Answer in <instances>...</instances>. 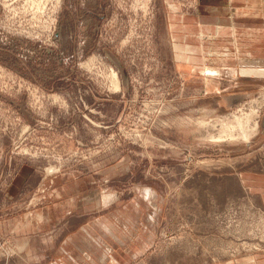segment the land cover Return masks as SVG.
Returning a JSON list of instances; mask_svg holds the SVG:
<instances>
[{
    "label": "rangeland",
    "instance_id": "1",
    "mask_svg": "<svg viewBox=\"0 0 264 264\" xmlns=\"http://www.w3.org/2000/svg\"><path fill=\"white\" fill-rule=\"evenodd\" d=\"M251 18L264 0H0V264H264Z\"/></svg>",
    "mask_w": 264,
    "mask_h": 264
},
{
    "label": "crops",
    "instance_id": "2",
    "mask_svg": "<svg viewBox=\"0 0 264 264\" xmlns=\"http://www.w3.org/2000/svg\"><path fill=\"white\" fill-rule=\"evenodd\" d=\"M233 3H234V1L233 2H231V4H229V3H227V4H225V6L223 7L224 8V10H228V9H231V10H234L235 9V7H234V5H233ZM250 18V17H249ZM235 20V19H234ZM249 21H253V23H249L248 24V27L247 28H245L243 31H247V33L250 35V37H251V41H252V43H253V46H255V47H258V45H259V40H258V36H259V33H262V32H264V30L262 31V30H260L261 28H264V19H262L261 21H259V23L260 24H258V25H255L254 23H256V21L255 20H253L252 18L249 20ZM228 22V18H224L223 19V23H222V26H225L226 24L225 23H227ZM234 22H236V23H238V21H234ZM262 24V25H261ZM241 32V31H240ZM256 51H255V53L256 54H253V55H255V56H262L261 54H263V56H264V50L262 51L261 50V54H260V50H259V48H256L255 49ZM258 57H253L252 56V60H250V61H252V63H253V65L255 66L256 64L257 65H259L261 62H264V60L263 59H261V58H259V59H257ZM255 62V63H254Z\"/></svg>",
    "mask_w": 264,
    "mask_h": 264
},
{
    "label": "clouds",
    "instance_id": "3",
    "mask_svg": "<svg viewBox=\"0 0 264 264\" xmlns=\"http://www.w3.org/2000/svg\"><path fill=\"white\" fill-rule=\"evenodd\" d=\"M145 191H146V192H150V191H151V189H145Z\"/></svg>",
    "mask_w": 264,
    "mask_h": 264
},
{
    "label": "bare ground",
    "instance_id": "4",
    "mask_svg": "<svg viewBox=\"0 0 264 264\" xmlns=\"http://www.w3.org/2000/svg\"><path fill=\"white\" fill-rule=\"evenodd\" d=\"M114 76H116V73H114Z\"/></svg>",
    "mask_w": 264,
    "mask_h": 264
}]
</instances>
